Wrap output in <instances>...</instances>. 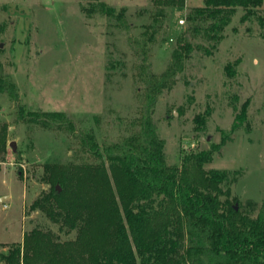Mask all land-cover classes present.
Instances as JSON below:
<instances>
[{
    "label": "rangeland",
    "instance_id": "rangeland-1",
    "mask_svg": "<svg viewBox=\"0 0 264 264\" xmlns=\"http://www.w3.org/2000/svg\"><path fill=\"white\" fill-rule=\"evenodd\" d=\"M125 10L130 30L89 13L88 0H0V252L24 243L32 231L58 242L75 240L37 201L52 200L54 169L105 164L103 149L133 132L139 116V84L128 38L152 22L150 0H103ZM165 20L163 35L148 59L162 74L177 38L186 33L192 52L173 87L160 96L154 118L166 143L169 164L185 155L210 152L206 169L237 173L230 200L235 206L264 205V7L239 8L221 31L213 20H188L204 0H186ZM183 21L184 23H180ZM201 22V23H199ZM40 113L39 121L33 119ZM61 113L65 121L43 114ZM74 126L72 130L69 124ZM4 130V131H2ZM93 134L94 152L81 141ZM15 143L16 152L10 146ZM102 156L104 158H102ZM1 264V263H0Z\"/></svg>",
    "mask_w": 264,
    "mask_h": 264
},
{
    "label": "trees",
    "instance_id": "trees-1",
    "mask_svg": "<svg viewBox=\"0 0 264 264\" xmlns=\"http://www.w3.org/2000/svg\"><path fill=\"white\" fill-rule=\"evenodd\" d=\"M150 1L152 22L141 34L128 38L138 59L135 79L140 86V114L131 123L133 132L104 146L110 175L105 164L56 168L50 180L59 183L63 192L53 188L52 200L33 205L46 210L52 221L76 230V239L58 242L35 230L25 235L24 243L1 251V264H264V205L249 201L236 210L230 196L237 173L207 170L210 152L168 162L166 143L154 116L160 96L172 89L193 45L182 34L168 68L160 75L151 71L148 59L163 35L165 20L187 2ZM204 3L190 11L187 18L195 26L188 32H198V21L207 20L214 21L211 30L218 32L237 9L250 12L264 7V0ZM87 5L84 11L102 12L111 26L130 30L125 10L117 11L103 0H88ZM260 23L264 30L263 17ZM31 115L39 121L40 113ZM43 116L65 121L61 113ZM66 123L74 129L71 122ZM81 141L94 152L101 149L93 134L86 133ZM0 148L6 149L4 134H0Z\"/></svg>",
    "mask_w": 264,
    "mask_h": 264
},
{
    "label": "water",
    "instance_id": "water-1",
    "mask_svg": "<svg viewBox=\"0 0 264 264\" xmlns=\"http://www.w3.org/2000/svg\"><path fill=\"white\" fill-rule=\"evenodd\" d=\"M0 47H2V45H0ZM10 146L12 147L13 151L16 152V146H15V143H11ZM57 189L60 190L59 187H58ZM2 199H3V198L0 199V202H1ZM235 208H236V210H238V207H237V206H235Z\"/></svg>",
    "mask_w": 264,
    "mask_h": 264
},
{
    "label": "built area",
    "instance_id": "built-area-1",
    "mask_svg": "<svg viewBox=\"0 0 264 264\" xmlns=\"http://www.w3.org/2000/svg\"><path fill=\"white\" fill-rule=\"evenodd\" d=\"M180 23H184L183 21H181Z\"/></svg>",
    "mask_w": 264,
    "mask_h": 264
}]
</instances>
